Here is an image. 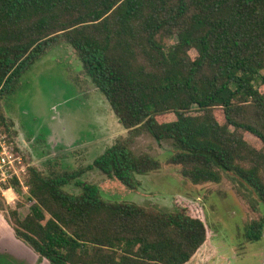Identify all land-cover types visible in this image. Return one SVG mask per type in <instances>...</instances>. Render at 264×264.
Wrapping results in <instances>:
<instances>
[{"label": "trees", "instance_id": "obj_1", "mask_svg": "<svg viewBox=\"0 0 264 264\" xmlns=\"http://www.w3.org/2000/svg\"><path fill=\"white\" fill-rule=\"evenodd\" d=\"M62 46L81 61L79 75L104 93L127 135L86 167L71 168L58 156L43 168L27 166L26 214L22 203L0 201L16 237L41 259L193 260L211 235L201 214L186 205L111 201L82 179L97 168L138 189V175L162 167L152 153L135 150L145 133L172 143L167 163L193 184L220 183L230 173L264 203V0H0V132L9 143L18 131L7 98L37 61ZM11 182L23 193L17 177ZM263 235L264 218L253 220L247 238Z\"/></svg>", "mask_w": 264, "mask_h": 264}, {"label": "rangeland", "instance_id": "obj_2", "mask_svg": "<svg viewBox=\"0 0 264 264\" xmlns=\"http://www.w3.org/2000/svg\"><path fill=\"white\" fill-rule=\"evenodd\" d=\"M81 68V61L68 46L55 48L23 75L21 86L7 98L5 109L15 122L18 137L8 143L5 136L6 142L26 166L43 168L48 158L58 156L71 168L86 167L118 137L127 135L104 93L79 75ZM249 138L259 146L257 139ZM134 148L150 152L162 162L161 169L137 176L141 181L138 189L127 188L97 168L87 171L82 179L99 185L103 196L111 201L164 209L186 205L201 214L210 225L211 235L205 251L196 256V264H264V235L256 241L246 236L250 223L264 218V203L251 185L230 173H225L220 183L193 184L181 175L180 166L167 163L172 143L157 142L148 133L137 138ZM22 180L25 184V176ZM11 184H3L0 201L6 207L22 203L20 212L26 214L27 190L20 195L4 190ZM69 188L80 189L74 184ZM0 212L5 217L4 210ZM0 245L14 247L12 252L0 254V264H28L20 257L30 264H51L17 238L7 240L4 236Z\"/></svg>", "mask_w": 264, "mask_h": 264}, {"label": "built area", "instance_id": "obj_3", "mask_svg": "<svg viewBox=\"0 0 264 264\" xmlns=\"http://www.w3.org/2000/svg\"><path fill=\"white\" fill-rule=\"evenodd\" d=\"M9 143V142H8ZM11 146L7 144L5 135L0 132V177L3 182H0V190H3V184L11 181L14 177H17L24 190H27L28 186L24 184L22 177L27 174V166L23 162L22 157L14 156L13 151H10ZM12 149V148H11ZM10 151V152H9ZM15 191L13 186L6 187L4 190Z\"/></svg>", "mask_w": 264, "mask_h": 264}, {"label": "crops", "instance_id": "obj_4", "mask_svg": "<svg viewBox=\"0 0 264 264\" xmlns=\"http://www.w3.org/2000/svg\"><path fill=\"white\" fill-rule=\"evenodd\" d=\"M5 223L7 224V226L9 228H6V224ZM4 236L6 237L7 240H13V239H16L17 238L16 235H15V233H14L13 228L7 222V220L5 219L4 215L0 212V243L3 241ZM11 237H13V239ZM205 246H203V248L201 247V249L197 252V254L195 255V257L193 258V260H191V262L189 264H192V263L193 264H196L197 258H198L196 256H199L201 254V252H204L205 251ZM12 250H14V247L13 246L0 245V254H3L5 252H12ZM20 259H21V261H25L26 263L30 264V262L26 258L20 257Z\"/></svg>", "mask_w": 264, "mask_h": 264}]
</instances>
